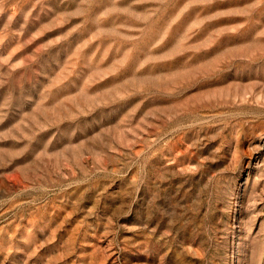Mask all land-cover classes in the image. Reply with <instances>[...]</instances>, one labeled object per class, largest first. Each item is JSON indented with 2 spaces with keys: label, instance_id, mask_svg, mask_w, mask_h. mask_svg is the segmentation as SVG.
I'll use <instances>...</instances> for the list:
<instances>
[{
  "label": "rangeland",
  "instance_id": "rangeland-1",
  "mask_svg": "<svg viewBox=\"0 0 264 264\" xmlns=\"http://www.w3.org/2000/svg\"><path fill=\"white\" fill-rule=\"evenodd\" d=\"M0 264H264V0H0Z\"/></svg>",
  "mask_w": 264,
  "mask_h": 264
}]
</instances>
